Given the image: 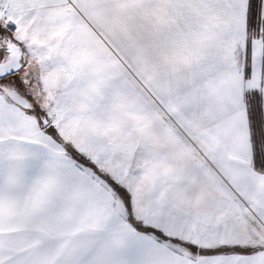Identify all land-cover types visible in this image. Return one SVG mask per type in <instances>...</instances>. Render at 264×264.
<instances>
[{
    "label": "snow or ice",
    "instance_id": "1",
    "mask_svg": "<svg viewBox=\"0 0 264 264\" xmlns=\"http://www.w3.org/2000/svg\"><path fill=\"white\" fill-rule=\"evenodd\" d=\"M0 264H264V0H0Z\"/></svg>",
    "mask_w": 264,
    "mask_h": 264
}]
</instances>
